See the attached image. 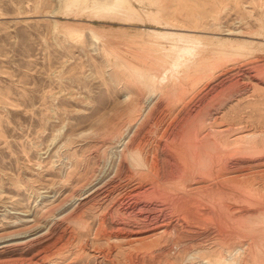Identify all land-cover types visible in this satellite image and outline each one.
<instances>
[{
    "label": "rangeland",
    "instance_id": "374dc122",
    "mask_svg": "<svg viewBox=\"0 0 264 264\" xmlns=\"http://www.w3.org/2000/svg\"><path fill=\"white\" fill-rule=\"evenodd\" d=\"M0 264H264V0H0Z\"/></svg>",
    "mask_w": 264,
    "mask_h": 264
},
{
    "label": "bare ground",
    "instance_id": "6f19581e",
    "mask_svg": "<svg viewBox=\"0 0 264 264\" xmlns=\"http://www.w3.org/2000/svg\"><path fill=\"white\" fill-rule=\"evenodd\" d=\"M114 6H115V5H114ZM104 7H105V6H104ZM112 7H113V6H112ZM117 8H118V7H117ZM101 9H102V8H101ZM101 9H100V10H101ZM103 9H105V8H103ZM103 9H102V10H103ZM112 9H113V8H111V10H112ZM120 9H121V8H120ZM105 10H106V9H105ZM106 11H107V10H106ZM104 12H105V11H104ZM110 12H111V11H110ZM122 12H123V11H122ZM123 14H124V13H123ZM120 15H121V14H120ZM125 15H126V13H125ZM161 23H162V22H161ZM166 23H167V22H165V24H166ZM163 24H164V23H163ZM166 32H167V31H166ZM168 34H170V33H168ZM178 36H179V38H181V39H186V38H188V35H187V34H183V33H182V34H179V33H178ZM176 42H177V41H176ZM177 43H178V42H177ZM177 43H176V45H177ZM177 46H178V45H177ZM177 46H176V47H177ZM187 46H188V45H187ZM173 47H174V46H173ZM178 47H179V46H178ZM178 47H177V49H178ZM188 47H189V46H188ZM188 47H184V46H182V47H179V50H177L176 48H175V49H176L177 51H179V52L182 51V52L185 54V52L187 53L189 50L192 51V49L194 48L193 46H192V47H193L192 49H189ZM190 47H191V45H190ZM171 49H172V48H171ZM171 49H170V50H171ZM193 50H194V49H193ZM173 53H174V51H173ZM175 53H176V52H175ZM177 53H178V52H177ZM177 53H176V54H177ZM178 54H180V53H178ZM182 55H183V54H182ZM176 56H178V55H176ZM178 57H179V58H178V64L180 65V63H181V64L183 65L184 62L182 63L181 60L179 61V59H182L183 56H182V58H180V56H178ZM187 57H188V56H187ZM189 58H190V57H189ZM175 59H176V58H175ZM187 60H188V58H187ZM191 60H192V59H191ZM182 61H183V59H182ZM179 62H180V63H179ZM187 63H188V61H187ZM172 64H173V63H172ZM176 64H177V63H176ZM184 64H185V63H184ZM189 64H190V63H189ZM154 77H155V76H154ZM156 78H157V77H156ZM33 260H34V259H33Z\"/></svg>",
    "mask_w": 264,
    "mask_h": 264
}]
</instances>
